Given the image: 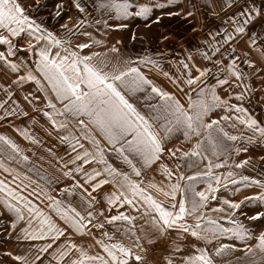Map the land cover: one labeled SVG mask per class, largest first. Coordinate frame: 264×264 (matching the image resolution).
Masks as SVG:
<instances>
[{"label":"snow or ice","instance_id":"obj_1","mask_svg":"<svg viewBox=\"0 0 264 264\" xmlns=\"http://www.w3.org/2000/svg\"><path fill=\"white\" fill-rule=\"evenodd\" d=\"M224 6L236 9L234 15L225 21L229 27L209 26L206 34L199 38L200 46L195 52L185 49L187 55L175 61L179 76L173 78L168 72H162L176 91L187 97L185 104L175 93L154 83L141 71L142 66L150 70L160 69V60L153 59L151 54L137 56L135 60L126 58L123 67L113 66L111 70L105 71L93 63L97 54L85 53V50L100 43L88 30L93 26L126 29L128 24L125 18L129 17H154L156 24H161L165 17H178L192 23L189 18H194L195 3H191L189 9L180 7L176 0H167L166 3H157L155 0H91L90 4L88 0H56L47 18H43L38 14L48 9V0H0V66L15 74L12 83L35 84L36 90L43 94V100L46 101L44 107L51 110L44 111V116L54 126L65 127L63 122L57 123L54 114L63 116L67 113L84 128L88 124L93 125L104 141L102 144L89 133L86 138L94 149L90 151L77 138L61 137L62 141H69L68 146L76 153L68 161L75 168L64 172V175L75 180L74 172L83 173V181H76L72 188L83 189L87 194V198L81 197L87 206L86 216L71 206L70 212L62 210V202L47 193H37V197L43 195L50 201L48 207L55 209L66 227L59 226L32 200L0 180V192L7 194L4 209L14 217L11 219V229L15 230L20 222L24 223L16 238L35 242L30 243L29 252L24 255H12L10 252L7 255L18 264H45L46 260L47 264H142L143 257L134 252L132 247L120 241L106 243L105 239H113L107 231L101 232V238L92 237L101 249L96 253H91L65 235L69 230L84 235L85 231H90L89 225L93 229H104L105 223L112 224L118 220L131 223L136 219L123 211L105 216L104 211L100 210L98 215L103 217L104 222L93 224L96 217L93 210L88 209H94V203L99 201L91 195L86 185L91 182L90 187L94 192L108 184L109 180L104 174L122 177L115 191L104 194L108 206L127 205L139 211L136 202H141L155 213L152 220L160 234L174 235L172 250L178 253L183 248L187 253L175 262L165 257L166 264H214L208 246L216 241L219 244L215 247L217 255L231 249L233 245L220 243L221 238L229 234L234 240L244 243L248 252L253 251V247L247 245V240L254 238L257 241L254 247L264 252V229L253 236L252 229L259 225L246 226L237 218L244 216L248 221L264 223V211L249 216L242 208L245 201H258L264 205V191L245 196L239 201L217 195L220 188L227 185L222 184L221 176L216 175L213 169L224 167L225 163L214 162L213 157L224 156L226 161L231 147L227 142H235L239 137L229 134L221 126L222 120L232 119L230 115L211 118L213 110L217 108L231 113L247 111L240 103H230L224 97L228 96L229 90L239 89L236 100L244 101L252 91L246 82L247 77L264 72V2L257 6L256 0H226ZM172 8L177 10L173 11ZM157 10L160 15H155ZM73 11L76 15H68ZM212 15L219 18L215 11ZM65 16L67 19H64ZM46 20L55 23L49 24ZM61 20L64 22L61 23ZM56 24H59V28H56ZM206 24H211V21L194 23L191 31L203 32ZM257 25L260 26L259 31H256ZM132 39H136L134 33ZM162 39L168 40L169 37L163 36ZM239 42L244 47L237 52ZM111 51L118 52L119 49L113 46ZM156 55L163 57L164 53L157 51ZM125 93L133 97L137 93H146L144 100L149 102L144 107L147 114L140 112ZM261 93H264V88H261ZM30 96L32 99H29ZM39 99L32 92L24 96L30 105L33 100ZM261 99L264 100V95ZM153 100L155 103L150 102ZM57 102L62 105V110L57 109ZM21 114L28 115L27 112ZM235 119L252 131L253 135L245 138L248 143H252L257 134L264 143V125L251 117L242 120L237 115ZM157 125L163 135L156 130ZM177 132L183 135L184 142L193 136L199 139L186 151L179 147H166L169 138ZM24 135L30 139L26 133ZM0 141L13 151H18V146L7 137L0 135ZM77 146L81 151L77 152ZM232 151L238 153L241 149L232 148ZM243 151H247V148ZM207 152L210 155H206ZM111 153H115L116 158L126 164L136 177L142 175V168L161 161L162 155L174 161L173 166L158 163L155 170L161 173L163 179L156 182L153 177L148 184L149 188L161 193L168 203L146 194V190L141 187L143 181L130 179L128 172H117L105 158ZM23 159L27 160L28 157L24 156ZM247 162L241 161L234 167L242 168ZM92 163L102 165L103 172L97 168H91L90 171L84 169V165ZM138 163L141 167H137ZM201 164L203 170L200 169ZM192 169L196 171L188 174ZM233 176L234 173L230 171L224 179L228 184H241L243 187L257 185L264 189V183L260 181L250 180L248 176H241L239 180L231 179ZM15 179L13 177V181ZM198 180L207 185L202 191L196 189ZM62 191L73 194L69 189ZM235 191L239 192L240 188L237 187ZM210 201H217L218 205L213 207ZM189 219L193 222L190 223ZM223 219H227L232 227L226 228L218 223ZM134 247H140L139 237ZM49 256L51 259H48Z\"/></svg>","mask_w":264,"mask_h":264},{"label":"rangeland","instance_id":"obj_2","mask_svg":"<svg viewBox=\"0 0 264 264\" xmlns=\"http://www.w3.org/2000/svg\"><path fill=\"white\" fill-rule=\"evenodd\" d=\"M52 1L54 2L49 4L50 6H48V9L39 12L38 15L40 17L47 18L48 11L52 9L56 2V0ZM257 2H259V0H257ZM177 4H179V2H177ZM171 10L175 11L177 9L172 8ZM197 12L200 15L206 13L205 10L196 9L194 18ZM94 15L98 16L96 13H94ZM155 15H160V12L157 10ZM194 18L192 19L190 17L189 20L192 21ZM205 21L206 19H201L200 23H204ZM46 22L49 24L55 23L51 20H46ZM109 23L114 24L115 21H109ZM125 23L128 24L126 29H116L115 27L105 29L95 26L88 29L94 39L100 41V43L93 44L90 49L85 50V53H96L97 55L94 56L93 63L99 67H103L105 71L111 70L113 66L123 67V61L126 58L135 60L137 56L151 54L153 59H158L156 53L160 51L165 54L163 61L160 62V64L162 63L166 68L164 72H167L168 69L169 76L177 77L180 73L178 71V73L175 74L178 70V65L175 61L187 55L185 49L195 52L196 48L200 46V40H198L199 37H197L198 34L204 35L208 28L206 24L203 32H192L191 28L192 24H194L193 21L189 23L178 17H165L161 24L154 23V17L151 19L129 17L125 18ZM55 26L59 28V24ZM211 26L218 27V24H211ZM259 30L260 26L257 25L256 31ZM229 31H231V29H229ZM133 33L136 37L135 40L132 39ZM163 36H168L169 39L163 40ZM81 39L86 40L84 37H81ZM117 41H120V43H117ZM113 46H116L119 51L112 52L111 48ZM243 47L244 46L239 47L237 52ZM174 66H177V68L175 69ZM149 69L150 68L147 67V70ZM245 70L247 71L246 66ZM149 75L151 76L153 74ZM14 79L15 74L4 70L3 67L0 66V135L7 137L18 146V151H13L9 145L0 141V180H4L9 187L16 189L20 194L32 200L46 215L51 216L53 213L56 219H60L55 209L48 207L50 201L43 195L37 197V193H47L55 199L60 200L62 202L60 205L61 209L69 212V199L73 200L76 196H86L83 189L72 188V185L76 183V181H83L82 173L74 172L73 175L75 176V180L64 175V172L75 168V165L70 164L68 161L69 157L71 156L74 158L76 153L68 146L69 141H62L61 137L68 136L70 139L73 137L77 138L80 143L90 151H94L93 145L86 136L90 133L104 144L103 137L100 136L98 129L93 125L88 124V127L84 128L76 122L75 118L67 113L63 116L54 114V119L57 123L63 122L66 125L63 128L54 126L48 117L44 116V111L51 110L44 107L46 101L43 100V94L36 90L35 84L33 82H26L23 85L13 84L12 81ZM247 83L250 85L252 91L246 96L244 101L241 102L236 100L239 89L229 90L228 96L224 97L228 98L230 103H240L241 106L247 110L246 113L226 112L223 108L214 109L215 117L224 115H230L232 117L225 125L227 127L229 126L232 135H237L239 137L235 142H227L231 147L226 161L225 158L220 160L222 156L219 158L213 157L214 162L225 163L224 167L213 169L216 175L221 176L222 184L227 185V187H221L217 195L220 198H228L235 201L242 200L245 196H252L264 191V189L257 185L243 187L241 184H228L227 180L224 179V176L231 171L234 173L231 179L239 180L241 176H248L250 180H257L264 183V143L259 140L258 134L257 138L252 143H248L245 138L252 136V131L235 119L237 115H239L242 120L251 117L256 119L258 123L264 125V100L261 99V96L264 95V93H261V88H264V72H256L248 76ZM8 92H11L10 96ZM29 92L40 97L39 100H33L31 105L24 100V96L28 95ZM234 92L235 95H232ZM125 95L130 102L134 101L136 103L134 104L136 108L143 113V100L146 93H137L135 97L128 95V93H125ZM192 95L194 96V93ZM180 97H182L183 102L186 104L187 97L182 94ZM29 99H32V97L30 96ZM57 109L62 110V105L58 102ZM22 112H27L28 115H22ZM81 119H83V117H81ZM85 122L87 123V121ZM156 127L159 126L157 125ZM95 132H97L100 137L97 136ZM24 133H26L30 139L26 138ZM178 135L179 133H177V138L173 137L169 139L174 140L176 138L178 141H182L185 146L188 145V147H192V145L196 143V137L188 142H184V138H178ZM72 143H75V140H72ZM205 146H207L206 143ZM232 148H240L241 151L237 153L232 151ZM244 148H247V151H243ZM79 151L81 150L77 146V152ZM207 155H210V152H207ZM24 156H27L28 159L24 160ZM105 158L107 161H121L116 158L115 153L107 154ZM245 160L248 162L242 168L234 167L235 164ZM91 168L87 170L90 171ZM5 169L11 171H6ZM201 170H203V168ZM80 176L82 178H80ZM13 177H16L15 181H13ZM197 183L203 186L204 189L207 187L202 180H198ZM25 185L27 186L26 188ZM87 186L88 188L90 187V185ZM237 187L240 188L239 192L235 191ZM63 189H69L73 194L69 195V192L62 191ZM6 196V192H0V264L3 263V260L6 261V258L11 257L7 255V253L10 252L12 255L17 254L16 249H18L19 253L17 255H20V252H23V254L28 253L31 243L16 238L20 228L24 226L23 222H20L15 230L11 229L10 223L11 219L14 217L4 209V199ZM210 204L216 207L218 202L210 201ZM242 208L249 216L254 215L258 211H264V205L260 204L258 201H245ZM209 215L217 216L220 214L209 213ZM237 218L246 226L253 224L259 225V227L252 229L253 236L264 229V223L260 221H248L244 216H238ZM56 222L58 221L56 220ZM218 223L226 228L232 227L227 219L219 220ZM169 239L173 240L174 238L167 236L166 240ZM256 242L254 238L247 240V245L253 247V251L248 252L244 243L239 240H234L231 234H229L222 237L220 243L233 245L231 249L224 250L217 255L215 254V247H218L219 244L213 241L212 244L208 246V251L213 257L214 264H264V252L254 247ZM11 244L14 247H12ZM171 252L176 256L187 254L184 252V249L180 250L181 253L174 252L173 250Z\"/></svg>","mask_w":264,"mask_h":264},{"label":"crops","instance_id":"obj_3","mask_svg":"<svg viewBox=\"0 0 264 264\" xmlns=\"http://www.w3.org/2000/svg\"><path fill=\"white\" fill-rule=\"evenodd\" d=\"M261 1L264 2V0H259V2H257V0H256L257 6L261 5V3H262ZM52 2H54V1L48 0V6H50L49 4ZM155 2L166 3L167 1L166 0H157ZM177 2H179L180 7L190 8L191 3H195L196 9L205 10L206 13H203L201 15L197 12L196 17L194 18V20H192L193 23H197V22L200 23L201 19H206V21L210 20L212 25L218 24V27L222 26L224 28L229 27V25L227 23H225V21H228L229 17L233 16L235 11H236V9H228L227 7L224 6L226 0H185V1L184 0H176V3ZM241 2H243V0H241ZM88 3L90 4L91 0H88ZM213 11H215L216 13L219 14V18H216L215 16L212 15ZM68 15L74 16V15H76V13H75V11H73V12L68 13ZM64 19H67V16H65ZM63 22L64 21L62 20L61 23H63ZM211 24H207L208 27L211 26ZM204 35L198 34L197 37L201 38ZM199 38H198V40H200ZM241 46H244V44L242 42H239L237 50H239V47H241ZM190 51L194 52L193 50H190ZM164 56H165V54H164ZM163 57H158L160 62L163 61V59H164ZM174 67H175V69L177 68V66H174ZM164 70L166 71V68L162 65V63L160 64V69L152 68L151 70L150 69L147 70V67H143V66L141 67V71L149 79L153 80L154 83L163 87L165 90L175 93L177 95V97L181 100V102L184 103L182 97H180L181 93L177 92L176 88L172 85V83L169 81V79L162 75V72H164ZM167 72H168V69H167ZM147 73L153 74V75L150 76ZM176 73H178V70H177V72H175V74ZM171 77L175 78L174 76H171ZM246 82H247V80H246ZM232 95H235V92ZM143 102H144L143 113L147 114V109L144 107V105H145V103H148L149 101L143 100ZM150 102L155 103V100L150 101ZM131 103L136 104L134 101H132ZM214 113H215V111L213 110V113L211 114V118L212 119H219L220 116L215 117ZM227 121H229V120H227ZM227 121L222 120L221 126L224 128L225 131L229 132V134L232 135V133L230 132L229 126L227 127L225 125V123ZM156 130L158 132H160L161 135H163V132L159 129V127H156ZM95 133L97 136H99L97 132H95ZM177 133H179V132H177ZM177 133H173L170 138L176 137ZM179 137H183V135L181 133H179L178 138ZM176 138L174 140L169 139V142L166 143V147H168V148L179 147L185 151L191 148V147H188V145L185 146L182 141H178ZM192 138L194 139L195 136H193ZM196 138L199 139L198 137H196ZM197 139H195V140L197 141ZM205 154L207 155V153H205ZM223 158H224V156L220 157V160ZM160 162L168 164L169 166L174 165V161L169 160L166 155H162L161 161L154 163L153 165H151L148 168H142V175L140 177H136L134 174L131 173V170L128 168V166L126 164H124L122 161H112V160L108 161V163L112 164L113 167L116 168L117 172H128L130 179L138 181V182L143 181V183L141 184V187L146 190V194L152 195L153 198L158 199V200H162L167 204L168 201L162 196L161 193H159L156 189H152V188L148 187L150 178L154 177L156 182H160L163 179V177L161 176V173L159 171L155 170L157 168V164ZM83 167L85 170L93 167V168H97L98 170L103 172V166L96 164V163L84 165ZM137 167H141V165L138 163ZM202 168H203V164L200 165V169H202ZM193 171H196V169H192L191 171L188 172V174H192ZM104 176H105V178H107L109 180V183L102 185L101 188L97 189L94 192H91V195L97 197V200L99 201V203H94V209H88V210H93V215H94V217H96V219H93V224L98 223V222H104L103 217H100L98 215V212L100 210L104 211L105 216L110 215V214L116 215L119 212L123 211L126 215H132L136 219L131 223H129L127 221H123V220H118L112 224L105 223L104 229H93L92 226L89 225L88 228L90 229V231H85L84 235L74 233L71 230L66 232L65 235L68 236V238L70 240H72L73 242H75L77 244H82L91 253H96V252L101 251L99 245L95 244V241L93 240L92 237L95 236L96 238H101L100 234L102 231H107L109 233V235L112 236V238H113L111 241H108L107 239H105L106 243L120 241V242L124 243L126 246L132 247V250L134 252H137L138 254L141 253L144 245L148 242H151V241H163L164 242L165 241V243H166L165 256H169L174 262L181 259V257H182L181 255L176 256L174 253L171 252L172 251L171 244H172L173 240H171V239L166 240L167 236H170V238H175L174 235L165 234L162 236L160 234V232L158 231V227L156 225H154L153 220H152V217H153V215H155V213L152 210L147 209L146 205L137 201L136 207L139 209V211H134L131 207H129L127 205H125V206H119V205L108 206L107 205V202L104 199V194L115 191L117 189L119 182L122 181V177L119 175L107 176V174H104ZM80 178H82V177L80 176ZM90 183H89V185H90ZM86 187H88V186L86 185ZM196 189H197V191H202V190H204V187L197 183ZM88 190L92 191L91 187H89ZM81 197L82 196H76V198H74L73 200L69 199L70 204H68V206H71L72 208H76L77 211H80L82 215L86 216L87 206L83 202ZM83 197L87 198V194H86V196H83ZM73 201H74V203H73ZM51 217L55 222H56V220L58 221L56 223L59 226L66 227V225H64V222L61 219H56V216L53 213H52ZM189 222L192 223L193 221L191 219H189ZM133 232L135 233V235H133ZM137 237H139V245H140L139 248L134 247V245L136 244V238ZM31 243H35V242H31ZM90 245H91V247H89ZM12 247H14V246L12 245ZM181 249H183V248H181ZM5 250H6V248H5ZM16 250H17L16 253L19 254L18 249H16ZM20 253H21L20 255H24L23 252H20ZM179 253H181V252H179ZM17 254H15V255H17ZM48 259H51V257L49 256ZM2 264H18V262L13 260L12 257H9V258H6V261L3 260ZM37 264H39V262H37ZM45 264H47V260L45 261Z\"/></svg>","mask_w":264,"mask_h":264},{"label":"built area","instance_id":"obj_4","mask_svg":"<svg viewBox=\"0 0 264 264\" xmlns=\"http://www.w3.org/2000/svg\"><path fill=\"white\" fill-rule=\"evenodd\" d=\"M139 255L143 257L142 264H166L165 241H151L146 243Z\"/></svg>","mask_w":264,"mask_h":264}]
</instances>
